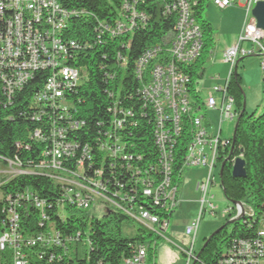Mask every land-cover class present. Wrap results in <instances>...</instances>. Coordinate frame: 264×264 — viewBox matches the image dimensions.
<instances>
[{"label":"built area","instance_id":"2783aa9c","mask_svg":"<svg viewBox=\"0 0 264 264\" xmlns=\"http://www.w3.org/2000/svg\"><path fill=\"white\" fill-rule=\"evenodd\" d=\"M257 1L241 0L239 3L245 9V22L237 42L222 53V61L230 66V70L224 83L214 87L220 93L219 101L212 95L202 100L204 109L219 111V125L214 132L204 123L203 116L196 115L201 109L190 90L188 69L196 62L202 49L201 31L192 9L199 0H155L161 4L163 15H175L173 32L161 43L143 51L135 63V74L141 80L150 65L148 79L142 85L140 94L152 115L153 138L158 151L157 168H141L137 164L139 156L134 157L125 150L122 129L131 112L116 102L108 108L111 116L108 127L104 128L105 124L98 122L102 130L95 138L98 151L111 159L120 160L121 166L130 171L129 192L123 193L122 184L117 185L114 191L106 190L100 180V169L93 171L91 176L84 175V161L91 158L90 147L88 143L79 145L68 136L85 124L71 113L69 96L87 73L84 66L69 63V51L77 48V45L64 39L67 18L77 12L63 7L59 0H0L1 91L9 103L14 92L29 83L36 73L45 74L41 87L32 98L37 107L33 118L45 121L44 126L33 131V137L48 141L43 159L37 163H24L17 155L11 158L0 155V264H69L65 261V251L70 239L62 238L48 213L55 209L57 217L61 218L64 206L90 208L97 196L143 224L156 237L166 239L170 219L165 216L176 210L179 204L177 187L172 181V169L175 146L183 134L184 123L189 124L191 134L185 144L182 168L207 170L206 179L196 186L202 194L200 213L184 229L190 241L185 247L178 246L186 258L185 264L196 262L195 237L201 214L207 209L211 215L215 214L207 191L214 183L213 173L217 165L222 163L220 158L226 159L231 151V138L221 136V124L224 121L236 122L238 117L234 98L227 92L228 84L238 59L259 55L264 66V30L256 26V19L251 14L253 4ZM211 2L218 9L236 3L235 0ZM120 3L115 21L109 25L102 24L109 36L131 32L147 20L144 11L138 7L148 4L149 0H120ZM243 42H249L251 49L243 48ZM116 60H122L119 53L116 54ZM43 132H46L44 137ZM16 146L22 147L19 143ZM226 151H229L227 155ZM76 155L78 157L72 169L68 166L69 160ZM236 157L243 158L242 153L230 157L231 167ZM30 174L49 178L56 185L58 196L48 202L28 187L17 191L3 189V185L12 179ZM138 190L141 197L152 202L156 212L135 205L134 194ZM233 207L240 214V205L235 204ZM28 208L35 212V223L39 227L34 233L25 232L21 224V216ZM243 209V214L247 212L252 215L250 208L243 206ZM226 212L230 213L229 210ZM147 252L148 245L143 241L138 242L121 264H145ZM262 261L264 226L256 237L232 242L218 264H261Z\"/></svg>","mask_w":264,"mask_h":264},{"label":"trees","instance_id":"16d2710c","mask_svg":"<svg viewBox=\"0 0 264 264\" xmlns=\"http://www.w3.org/2000/svg\"><path fill=\"white\" fill-rule=\"evenodd\" d=\"M63 7L76 11L67 18L64 39L76 43L77 48L70 50L69 63L74 66H84L87 76L78 84L69 96L74 118L83 120L84 126L68 136L79 145L88 143L91 158L84 161V175L91 176L93 171L101 170L100 178L107 191H114L122 184L121 191L129 192L130 171L121 166V161L111 159L96 146V136L102 122L108 127L110 114L108 108L116 102L119 106L131 112L122 129V141L125 150L133 156H139L137 164L141 168L149 166L157 168L158 151L154 144L152 115L149 107L144 105L140 89L148 79L149 67L143 78L139 80L135 74V63L143 51L171 36L175 23V15H163L161 4L149 0L148 4L139 6L147 16L145 24L138 25L131 32L120 36H109L102 24H112L119 15L120 0H59ZM206 0H199L192 7L193 16L201 31L202 49L195 63L189 69L191 96L202 107L203 101L197 91V79L201 76L203 65L214 48V30L211 23L204 19L202 11ZM122 57L116 60V54ZM120 62V63H119ZM119 63V64H118ZM237 66L228 84L227 92L234 98L238 115L243 106V93L240 89ZM45 78L44 73H36L34 78L22 89L17 90L7 103L0 88V155L11 158L17 155L22 162L37 163L43 159V153L48 146L46 139H35L33 131L44 126V119L33 118L37 107L33 104V94L37 92ZM112 95L110 96L109 94ZM261 112L242 114L235 129V142L232 155L242 153L245 160V178H234L231 175V165L227 161L221 177L224 197L229 201L240 202L245 208L252 210V215L244 213L238 220L228 223L214 234L202 249L195 264H218L225 250L235 240L252 239L263 226L264 220V90L262 93ZM205 118V115H202ZM191 128L183 124V134L175 146V159L172 169L173 184L179 190L185 155V144L190 139ZM46 132L42 133V137ZM19 143L22 147H17ZM229 151H226V155ZM78 155L69 160V167L74 169ZM225 157L220 158L222 162ZM153 174V172H152ZM157 177V174L154 172ZM28 187L35 195L52 202L59 194L56 185L44 175H23L12 179L3 185L5 191H17ZM135 205L143 206L153 212L155 208L151 201L141 197L139 190L134 194ZM153 207V208H151ZM87 209L64 206L62 217H57L55 209L49 214L55 222L62 238L67 242V251L72 242L87 237L89 250L83 259L75 253L70 256L65 251V261L69 264H121L138 242L151 238L153 233L144 226L138 227V234L131 239L122 236L121 224L130 220L126 214L113 208L107 209L96 218ZM175 211V210H174ZM171 211L165 217L171 218ZM236 216V211L229 213V218ZM35 212L28 208L21 216V224L25 232L34 233L39 230L35 223ZM231 224L230 232L227 231ZM207 238L204 239V242ZM156 245V244H155ZM196 250V254L202 248ZM155 255L154 249L148 246L147 259L151 262ZM155 264V263H153Z\"/></svg>","mask_w":264,"mask_h":264},{"label":"rangeland","instance_id":"374dc122","mask_svg":"<svg viewBox=\"0 0 264 264\" xmlns=\"http://www.w3.org/2000/svg\"><path fill=\"white\" fill-rule=\"evenodd\" d=\"M235 1L236 3L228 8H225L227 9L225 11L224 9L216 8L212 4L211 0H206L204 4L202 16L204 19L208 20L211 25H213L214 34L217 38H222L224 35L229 36V34H233L243 27L245 22V9L237 5L240 0ZM244 43L248 44L249 42ZM262 43L264 44V39L262 40ZM253 59H258L257 66L253 63ZM208 62L209 61H206L203 67H206ZM261 62L262 58L259 55L246 56L243 57L241 62H239L236 69V73L243 76L244 81H247L252 87L251 91L248 92V95H246V84H241L239 81L240 89L243 93V102L245 103L246 114H251L255 111L257 112L256 114L261 112L262 93L264 90V66L262 67ZM227 68L229 72V65L223 67V70L225 71ZM205 76L208 77L206 71ZM207 79H209V77ZM197 83V91L203 101H205L210 95L218 101L220 93L214 90L216 84L205 80L204 77H199L197 79ZM196 115H205L204 123L207 124L210 130L213 129L215 132L218 129L219 111L201 109L196 112ZM234 126L235 121H224L221 124V136L224 138H231ZM238 154L239 153H237L236 156ZM219 167L220 165L218 164L213 173L214 183L209 186L207 191V196L211 197L210 201L215 207V214L211 215L208 209L202 212L195 237L196 249L204 243L205 238H208L213 232L222 227L227 220L230 221L235 218V216H233L228 219L229 214L226 210H229L231 213L236 211V215L238 213L233 207V204L224 197L218 174ZM206 177L207 170L205 168H188L184 171L177 194L180 198L182 190L184 189L183 191L188 201L183 203L181 212L175 210L172 213L166 233V239L163 237L158 238L155 234H152L153 236L151 238H146L143 241L150 248L154 249L155 252L151 262L146 259L145 264H185L186 258L178 246L185 247L190 241V237L185 235L184 229L189 221L192 218L197 217L200 213V201L202 199V194L198 189H196V184L200 181H204ZM196 199L198 201L194 202ZM107 209H113V207L109 202H106L97 196L94 197L88 212L96 218H101L102 214ZM142 225L143 224L132 218L130 220H124L121 224L122 236L127 239L134 238L138 234V227ZM231 226V224L228 225V232H230ZM144 229L148 232V229L145 226ZM170 241L175 243L176 246ZM88 250V239L87 237H83L80 241L71 243L67 254L70 256L72 253H75L79 259H83ZM261 264H264V261H262Z\"/></svg>","mask_w":264,"mask_h":264},{"label":"crops","instance_id":"0c3cea01","mask_svg":"<svg viewBox=\"0 0 264 264\" xmlns=\"http://www.w3.org/2000/svg\"><path fill=\"white\" fill-rule=\"evenodd\" d=\"M240 2H241V0L239 1V3ZM239 3H237V5H239ZM225 10H227V9H224V11ZM212 27H213V25H212ZM241 30H242V28L240 30L236 31L233 34H229V36H225L224 35L222 38H217L215 36V34H214V48L210 52V54L208 55V57L206 59V61H209V62L207 63L206 67L205 66L203 67L202 73H201V76H200L201 78L204 77L205 80H208L209 82H212V83H214L216 85H221V84L224 83V81H225V79H226V77L228 75V68L224 71L223 67L228 66V64L224 63L222 61V53H223V51L225 49L231 47L232 45H234L237 42V39H238V37H239V35L241 33ZM241 46L243 48H246V49H251V45L249 43L245 44L243 42L241 44ZM242 60H243V58L238 59V61L236 63L237 67H238L239 62H241ZM253 60H254L253 63L257 66L258 59H253ZM205 71H206L207 76L209 77V79H207L208 77L205 76ZM238 75H239L240 83L241 84H243V83L246 84V87L248 89V91L246 89V95H248V92L251 91L252 87L250 86V84L247 81L246 82L244 81V77L243 76H241L239 73H238ZM218 101H219V98H218ZM215 110L218 111L217 109H215ZM196 186H197V184H196ZM183 190H182L180 198L178 197L179 204H178V207H177L176 211H179V212H181V210H182L183 203L188 201L186 199V196H185V193H184ZM195 201L197 202L198 200L196 199V200H194V202Z\"/></svg>","mask_w":264,"mask_h":264},{"label":"water","instance_id":"95a60500","mask_svg":"<svg viewBox=\"0 0 264 264\" xmlns=\"http://www.w3.org/2000/svg\"><path fill=\"white\" fill-rule=\"evenodd\" d=\"M251 14L252 16L256 19V26L262 30H264V0H258L252 10H251ZM245 111V103L243 102V106H242V109H241V112L240 114L238 115L237 119H236V122H235V126H234V130H233V134H232V137H231V151L229 153V155L226 157V159H224L222 161V163L220 164V168H219V177H220V185L222 186V181H221V177H222V173H223V167L225 165V163L227 161L230 160V157L232 156V148L234 146V142H235V129H236V126L238 124V120L241 118L242 114L244 113ZM231 175L232 177L234 178H245L246 176V169H245V160L241 157H236L233 161V164H232V167H231ZM222 191L224 193V190L222 188ZM231 203L233 205L235 204H239L240 205V208H241V212L240 214H237L235 216L234 219H231L230 221H228V223H232L233 221H236L238 220L242 215H243V206L240 202H234V201H231ZM222 227H220L219 229H217L215 232H213L207 239L206 241L203 243L202 245V248L200 249V251H198V253L196 254L195 258L196 260H198L199 258V255L202 251V249L206 246V243L211 239V237L216 234L217 232H219L221 230ZM195 264V262L193 263Z\"/></svg>","mask_w":264,"mask_h":264}]
</instances>
